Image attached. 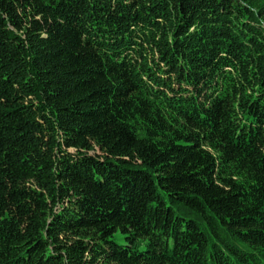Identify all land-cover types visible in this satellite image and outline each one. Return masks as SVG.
I'll return each instance as SVG.
<instances>
[{
	"label": "trees",
	"instance_id": "trees-1",
	"mask_svg": "<svg viewBox=\"0 0 264 264\" xmlns=\"http://www.w3.org/2000/svg\"><path fill=\"white\" fill-rule=\"evenodd\" d=\"M0 264H264V0H0Z\"/></svg>",
	"mask_w": 264,
	"mask_h": 264
},
{
	"label": "rangeland",
	"instance_id": "rangeland-1",
	"mask_svg": "<svg viewBox=\"0 0 264 264\" xmlns=\"http://www.w3.org/2000/svg\"><path fill=\"white\" fill-rule=\"evenodd\" d=\"M261 1H263V0H261ZM114 239L117 243L121 242V238L119 236H115Z\"/></svg>",
	"mask_w": 264,
	"mask_h": 264
}]
</instances>
